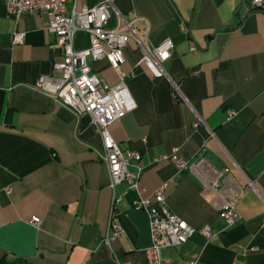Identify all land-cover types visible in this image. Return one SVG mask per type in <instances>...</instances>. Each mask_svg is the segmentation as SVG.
<instances>
[{
    "label": "crops",
    "instance_id": "1",
    "mask_svg": "<svg viewBox=\"0 0 264 264\" xmlns=\"http://www.w3.org/2000/svg\"><path fill=\"white\" fill-rule=\"evenodd\" d=\"M99 0H67L92 7ZM108 28L130 24L121 70L136 109L109 126L121 149L137 152L130 172L138 190L109 188L102 142L89 115L78 116L35 90L61 59L45 15H7L0 0V261L14 264H146L149 220L136 210L164 182L168 210L196 229L185 243L165 248L166 264H264V6L251 0H113ZM15 31L25 34L12 44ZM173 43L154 76L147 49ZM89 46L78 31L73 47ZM108 85L117 73L105 59L90 61ZM173 84L177 87L175 90ZM235 112L227 119V111ZM199 123L194 126V123ZM176 155L202 167L178 172L161 157ZM218 179L215 190L211 181ZM112 195L121 234L109 244ZM235 200L238 220L225 227L220 206ZM36 217L39 225L30 223ZM209 225L215 235L205 239ZM19 264V263H15Z\"/></svg>",
    "mask_w": 264,
    "mask_h": 264
},
{
    "label": "built area",
    "instance_id": "2",
    "mask_svg": "<svg viewBox=\"0 0 264 264\" xmlns=\"http://www.w3.org/2000/svg\"><path fill=\"white\" fill-rule=\"evenodd\" d=\"M113 0H99L92 7H75L69 12L67 0H4L7 15L15 21L29 15H45L47 22L45 29L56 36L55 47L61 52V59L53 64L51 75H41L35 82V90L70 109L78 116L89 115L102 142L101 159L105 164L109 188L121 183L126 185L124 195L129 191L138 190L139 173L130 172L128 166L131 161H138L140 155L132 150L121 149L114 141L109 126L123 115L136 109L135 100L130 95L125 79L127 75L121 70L124 61L123 48L133 33L127 32L129 23L121 28H108L109 9ZM253 8L264 6V0H251ZM78 31H84L89 36V46L77 50L73 47L74 36ZM25 34L21 31L12 33L11 43L22 44ZM173 43L166 39L157 46L147 49L142 57L152 70L154 76H167L163 64L171 55ZM105 59L108 65L117 73L118 82L108 85L91 69L90 61ZM174 89L177 87L173 84ZM235 112L227 111V119L234 117ZM199 121L194 123L196 126ZM176 149L170 155L161 158L171 162L178 172L191 167H202L204 162L200 158L196 164L188 162L176 155ZM169 182L162 183L156 191L146 198H138L133 207L145 211L149 220L150 246L145 249L146 264H166L162 256L165 248L181 245L189 240L196 229L188 225L177 215L171 213L166 205V191ZM218 186L217 177L211 181V188ZM121 196L112 195L110 216L104 242L109 244L122 232L121 225L115 216ZM219 218L225 227L235 225L238 220L235 200L224 202L219 208ZM32 225H39L36 217L30 219ZM202 236L210 240L215 233L209 225L200 229ZM129 264V263H122ZM178 264H204L197 260H185Z\"/></svg>",
    "mask_w": 264,
    "mask_h": 264
},
{
    "label": "trees",
    "instance_id": "3",
    "mask_svg": "<svg viewBox=\"0 0 264 264\" xmlns=\"http://www.w3.org/2000/svg\"><path fill=\"white\" fill-rule=\"evenodd\" d=\"M15 263L25 264L24 262H20L19 260H18L17 262H15ZM15 263H14V264H15ZM0 264H7V263H6V261H4V259H2V260L0 261Z\"/></svg>",
    "mask_w": 264,
    "mask_h": 264
}]
</instances>
